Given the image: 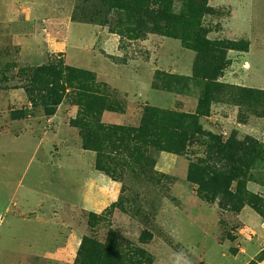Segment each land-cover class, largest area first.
I'll list each match as a JSON object with an SVG mask.
<instances>
[{
    "label": "rangeland",
    "instance_id": "1",
    "mask_svg": "<svg viewBox=\"0 0 264 264\" xmlns=\"http://www.w3.org/2000/svg\"><path fill=\"white\" fill-rule=\"evenodd\" d=\"M149 7L170 21L155 18L144 39L128 41L84 20L101 15L92 0H0V243L12 224L36 229L34 239H10L11 250L3 245L0 264H57L49 251L74 233L86 231L105 243L109 230L122 243L146 249L155 264L264 259V97L257 94L264 91V0H151ZM198 34L210 42L247 41L249 55L229 51L224 69H213L212 53L198 56L190 48ZM59 56L108 87V112L123 126H138L152 106L193 115L204 133L230 147L240 143L245 170L231 186L236 198L208 204L187 181L189 162L202 166L208 158V139L188 126L187 153H155L153 172L126 176L123 194L118 183L116 202L123 197L127 213L115 209L114 218L92 206L108 182L89 181L95 154L82 149L70 124L78 114L76 100L67 97L50 118L30 108L24 90L31 69ZM215 73L219 87L208 89L204 77ZM27 110L32 117H12ZM219 160L209 154V165L218 167ZM248 200L262 217L253 210L256 224L246 228L227 206ZM90 213L100 216L94 229L87 226ZM251 250L256 254L250 258Z\"/></svg>",
    "mask_w": 264,
    "mask_h": 264
},
{
    "label": "trees",
    "instance_id": "2",
    "mask_svg": "<svg viewBox=\"0 0 264 264\" xmlns=\"http://www.w3.org/2000/svg\"><path fill=\"white\" fill-rule=\"evenodd\" d=\"M92 1L97 2L101 7V15H96V20L94 16L85 17L84 20L91 23L98 21V25L108 27L110 34L128 41L144 39L147 25L152 24L155 18H161L165 23L171 19L170 15L160 17L158 10L150 8L151 0ZM190 48L196 51L198 56L208 51L212 53V68L222 70L227 64V52L247 53L249 43L243 40L210 42L203 35L198 34ZM199 63L198 57L194 65L195 76L200 70ZM217 76L215 73L204 77L208 82V89L219 87L216 82ZM107 89L105 84L96 81L92 72L66 64L61 56L31 69L24 86L30 108L40 109L45 117L56 115L67 97L76 100L78 114L70 124L78 131L81 147L84 151L95 154V170L121 184L122 194L125 192L126 176L153 172L156 162L152 156L155 153L176 156L187 153L191 146L190 135L187 132V127L190 126L197 136L208 139V143H205V154L208 158L202 166L189 162L187 181L197 187V195L208 204H213L217 199L221 205L223 200L236 198L231 186L236 176L245 170L241 162L245 151L240 147V143L235 144V148L230 147L228 140L223 141L219 137L204 133L198 128L193 115L152 106L145 107L142 119L136 127L105 124L102 122V114L111 110ZM244 92L246 93L245 89H241L240 99L243 98ZM257 94L264 97V91H257ZM208 97L209 95L205 94L203 100H207ZM32 116L29 110L23 115L12 113L14 119ZM212 151L220 157L218 167L208 163ZM250 198L253 199L254 195ZM246 206L262 217L251 200L240 205L239 208L228 205L227 210L239 214ZM115 209L127 213L123 206V197L107 208L105 213L111 217ZM99 220L100 216L90 213L88 228L94 229L101 222ZM77 254L79 264H155L156 262L146 249L117 240L112 230H109L105 243L83 236Z\"/></svg>",
    "mask_w": 264,
    "mask_h": 264
},
{
    "label": "crops",
    "instance_id": "3",
    "mask_svg": "<svg viewBox=\"0 0 264 264\" xmlns=\"http://www.w3.org/2000/svg\"><path fill=\"white\" fill-rule=\"evenodd\" d=\"M248 52L245 55H249ZM118 118L119 117H116L114 114H112L111 112H108V111H105L102 114V121H104L106 124L121 125V122L119 121ZM98 180H103V182H105V183L108 182V183H106L108 185V188L102 190L103 197H100L98 200H96L95 204H92V206L99 207V208H101V211H103V210H106L107 208H109L112 204H114L116 202L118 195H119V192H120V187H119V184L117 182H114V181L110 180L108 177L104 176L102 173H100L96 170H93L89 174V181L95 182ZM113 215H114L113 216L114 218L117 217L116 212H113ZM237 217L240 219V221H242V223L245 225L246 228L248 226L250 227V225H252V223L256 224L255 220H256V218H258L256 213H254L253 210H251L248 207H244L240 211V213L237 215ZM5 220H6L5 222H9L7 219H5ZM17 227L21 230L20 233H18L16 231ZM6 228H7L8 233L6 232L5 237L2 240V243H0V248H3V245H4L9 250H11V244H12L10 239H13L15 237L22 239L25 236H29L30 238L34 239V235L36 232L35 228H31V229L22 228L16 224H12L9 228L8 227H6ZM258 231L262 232L261 229H258ZM83 236H87L86 231H84L80 234L74 233L73 238H71V237L68 238V240L64 241L61 245L56 246L52 251L47 250V253L50 252V257H51L50 260L54 263H57V264H75V260L77 258L76 254L78 253L80 242H81V239ZM259 248L260 247H258V250H259ZM42 250H45V249H40V251H42ZM6 253L8 255H15V252H13V251H8ZM250 253L251 254L249 257L251 258V257H253V255L256 254V251L251 250ZM238 254H241V253H238ZM174 262L175 261H172V264H174ZM245 263L246 262H243L242 264H245ZM175 264H177V263L175 262Z\"/></svg>",
    "mask_w": 264,
    "mask_h": 264
},
{
    "label": "water",
    "instance_id": "4",
    "mask_svg": "<svg viewBox=\"0 0 264 264\" xmlns=\"http://www.w3.org/2000/svg\"><path fill=\"white\" fill-rule=\"evenodd\" d=\"M257 264H264V259L262 261H260L259 263H257Z\"/></svg>",
    "mask_w": 264,
    "mask_h": 264
},
{
    "label": "clouds",
    "instance_id": "5",
    "mask_svg": "<svg viewBox=\"0 0 264 264\" xmlns=\"http://www.w3.org/2000/svg\"><path fill=\"white\" fill-rule=\"evenodd\" d=\"M174 264H175V262H174ZM184 264H189V262H188L187 260H185V261H184Z\"/></svg>",
    "mask_w": 264,
    "mask_h": 264
}]
</instances>
